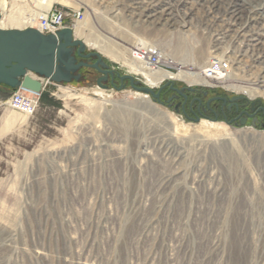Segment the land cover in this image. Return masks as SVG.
Masks as SVG:
<instances>
[{
    "label": "rangeland",
    "instance_id": "rangeland-1",
    "mask_svg": "<svg viewBox=\"0 0 264 264\" xmlns=\"http://www.w3.org/2000/svg\"><path fill=\"white\" fill-rule=\"evenodd\" d=\"M1 2L4 24L10 15L24 19L14 29H36L30 17L46 10L33 0ZM183 2L53 0L48 8L83 12L85 27L109 51L84 43L87 53L97 52L106 67L132 75L138 86L155 90L172 80L205 90L204 99L218 94L264 105V40L248 43L250 35H263L257 26L264 17L243 29L230 18L235 0ZM165 5L179 22L190 23L188 30L170 27L162 12L153 22L137 19ZM136 38L155 45L165 56L164 69L173 72L181 58L192 63V72L213 57L240 59L226 82L256 94L202 77L149 84L130 66ZM82 72L88 74L68 82L30 73L42 85L32 115L7 106L18 88L0 83V124L6 125L0 136V264H264V128L258 121H194L128 81L104 88L96 85V73ZM4 114L21 124L7 127L13 123L4 122Z\"/></svg>",
    "mask_w": 264,
    "mask_h": 264
},
{
    "label": "water",
    "instance_id": "water-1",
    "mask_svg": "<svg viewBox=\"0 0 264 264\" xmlns=\"http://www.w3.org/2000/svg\"><path fill=\"white\" fill-rule=\"evenodd\" d=\"M76 48V54L80 57H96L93 64L83 61L76 63L72 55ZM85 44L80 39L73 38L70 28L58 30L55 34H41L34 28L26 29H2L0 28V83L10 88H22L38 93L41 82L30 76L37 74L46 81L68 82L72 73L80 66H90L106 74H112L110 70H101L98 64L106 67L101 56L97 52L83 54ZM77 78V76H73ZM120 80L128 79L132 89L149 95L153 101H159L158 92L146 85H137V81L130 74L119 76ZM96 84L101 86L97 80ZM165 85L173 88V81L168 80ZM259 102V100H257ZM198 121L199 118H190ZM244 124V121H240Z\"/></svg>",
    "mask_w": 264,
    "mask_h": 264
},
{
    "label": "bare ground",
    "instance_id": "bare-ground-1",
    "mask_svg": "<svg viewBox=\"0 0 264 264\" xmlns=\"http://www.w3.org/2000/svg\"><path fill=\"white\" fill-rule=\"evenodd\" d=\"M52 1L53 0H33V2L35 4L43 7L44 9H47ZM191 1L192 0H184L183 4L187 5ZM209 1L211 2L212 5H218L220 0H209ZM250 1L251 0H235L234 4L231 5L230 10H229L230 18L232 19V21L235 22V23L239 22V24H241L243 29H244V27H248L249 28L250 26H253L255 24H260L261 21H262V18L264 17V0H261L262 2H258V3H255L254 0H252V3ZM242 11L243 12L244 11L247 12L245 14L244 18H243V12ZM158 12L164 13V20L167 21V23L169 24L170 27H172V28L179 27V28L184 29V30H188L189 29L190 23H187L185 20L179 22L176 19L175 13L173 12V8H171L168 5L163 6L161 9L159 7L157 8L155 6L154 7H150L148 10H146V12L144 14H142L141 16H138L137 19L140 18V20L142 22H150V21L153 22V21H155V18H157L156 15H157ZM4 14H5V5H4V2H1L0 3V28H3V29H5V28H21L20 26L22 25L23 20H24V19L22 20V17L19 19V18H17V15H10L9 18H8L7 25H6V24H4V20H3L4 19L3 18ZM36 14H34V16H36ZM186 17H187V14L184 13L183 14V18H186ZM30 18L33 19L32 16ZM84 22L80 21V22H78L75 25V27H74V33L75 34L74 35H77L78 38H81L82 41L85 44L92 45V46L98 48V50H101V51H104V52L105 51L109 52L108 49L106 48L107 47L106 45H103V44L100 45V44H98L96 42L97 41L96 40L97 37H94L91 34V31L89 29H87L88 27L87 26L85 27ZM30 24H31V22H30ZM257 27H259L260 30L263 31L262 32L263 35H260V34H255L254 35V34H252V36L250 35L251 39L248 40V43L256 45V46H257L258 43H260V44L263 43V40H264V24H260ZM228 28H229V26H228ZM228 28H226V30ZM214 41L217 42L216 44L219 43L218 38H215ZM248 43H247V45H249ZM143 44H148V43H145L140 38H136L135 39V43L133 44V46H131V48L134 47V46H139V45H143ZM150 45H152V44H150ZM153 46H155V45H153ZM131 48L129 49V51L131 50ZM110 53H112V52H110ZM129 59H130V66L135 71H140V74L144 75V77L146 78V80H147V82L149 84L157 83L159 81H162L165 78H167V79L184 80V81H186L188 83H194V82H197V81L201 80L202 72L201 71L200 72L199 71L192 72V69H193L192 63L189 62L185 58H181V59L176 61L177 65H176V71L175 72L169 71V70H164V69L151 70V69H148V68H145L144 66H142V64L137 62L134 57H129ZM234 60L236 61L235 64L240 62V59L236 60L234 58ZM170 61L174 62V59L170 58ZM234 70H236V68H231V70L229 71V74L227 75V77L225 79L219 81V82L220 83H226V86H228L229 88H231L233 90H239L240 89V90L245 91L248 95L254 96L256 93L254 92V90L250 89L248 87V85L241 87V86H237V84H230V83L226 82V81H228L229 79L232 78L231 76L233 75ZM41 87H42V85H41ZM112 116L113 117L114 116L117 117L115 112L112 113Z\"/></svg>",
    "mask_w": 264,
    "mask_h": 264
},
{
    "label": "flooded vegetation",
    "instance_id": "flooded-vegetation-1",
    "mask_svg": "<svg viewBox=\"0 0 264 264\" xmlns=\"http://www.w3.org/2000/svg\"><path fill=\"white\" fill-rule=\"evenodd\" d=\"M82 53L86 54V49ZM73 55L76 63L83 61L87 64H93L96 61V57L94 56L88 58L78 56L76 54V48L73 50ZM98 66L101 70H110L112 74H104L90 66H80L73 71L70 80H78L82 75H87L88 73L82 72L83 70L96 73L95 83L98 80L104 88H121L128 81V79L120 80L119 76L123 74H119L113 68L102 67L99 64ZM73 76H77V78ZM172 86L173 88H170L169 85H165L163 82L160 86L156 87L154 92H158L160 102H163L169 107L172 106L174 110L181 112L188 118L200 119L201 117H205L214 120L222 119L230 124H235L242 120L245 123L256 119L258 124L264 128V105L258 101L247 102L240 97L231 98L218 94L204 99L205 90L186 87L180 88L174 83Z\"/></svg>",
    "mask_w": 264,
    "mask_h": 264
},
{
    "label": "built area",
    "instance_id": "built-area-1",
    "mask_svg": "<svg viewBox=\"0 0 264 264\" xmlns=\"http://www.w3.org/2000/svg\"><path fill=\"white\" fill-rule=\"evenodd\" d=\"M67 16L71 17V22L69 24H65ZM83 18L84 14L80 10H73L69 14L63 9L50 6L46 10L38 12L32 20L36 23L35 28L45 35L55 34L58 30L63 28H70L73 30L75 25L82 21ZM130 57H134L142 66L151 70L164 69L168 65L161 51L150 44L132 47L130 50ZM234 58L235 57L230 55H226L225 57L224 55L213 57L202 69L201 77L213 82H219L225 79L231 68H234L236 62ZM5 103L10 108L18 110L25 115H32L38 104V93L18 88L11 93Z\"/></svg>",
    "mask_w": 264,
    "mask_h": 264
},
{
    "label": "crops",
    "instance_id": "crops-1",
    "mask_svg": "<svg viewBox=\"0 0 264 264\" xmlns=\"http://www.w3.org/2000/svg\"><path fill=\"white\" fill-rule=\"evenodd\" d=\"M9 116H13V115H11V114H4L3 115V119H4V122H7V123H13L14 122V119L12 120V119H10L11 117H9ZM14 118H15V120L17 119V117H15V116H13ZM6 123V124H7ZM15 124H21V123H16V121H15V123H13V124H7V125H9V126H7V127H10V126H12V125H15ZM1 127H3V128H1ZM4 127H6V125L4 126H1V124H0V136L6 131L5 129H4Z\"/></svg>",
    "mask_w": 264,
    "mask_h": 264
}]
</instances>
